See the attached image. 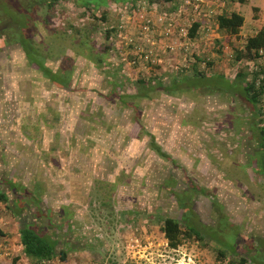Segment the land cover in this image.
<instances>
[{"label": "rangeland", "instance_id": "obj_1", "mask_svg": "<svg viewBox=\"0 0 264 264\" xmlns=\"http://www.w3.org/2000/svg\"><path fill=\"white\" fill-rule=\"evenodd\" d=\"M6 1L9 2L7 6L9 10L11 6L16 5L12 0ZM179 1L176 0L174 6L161 4L158 14L163 16L164 12H174ZM181 1L183 3L185 0ZM189 1L196 3L195 0ZM60 2L46 15L39 8L38 11L33 10L28 13L27 17L29 24L35 27L32 26L33 32L41 33V50L48 56H52L53 63L58 59L55 56L66 53L67 56L77 58L75 60V75L80 77L81 73H84L87 76L89 71L85 67L90 69V66L82 65L83 61L77 57L78 54L83 57L86 55V51L78 47L81 35L85 32L87 39L85 35H82L83 41L88 40L97 48L103 45L110 47L106 56L110 64L105 67L108 73L105 75V79L108 83L115 84V94L118 97V101L115 102L116 106H119L121 100L129 106L138 104L137 114L140 115L138 120L143 123V113L154 109L152 102L159 101L158 104L161 105L173 102L163 96V92L166 91L170 96L175 97L177 108L184 112L180 113L183 123L197 126L190 128L187 125V132H190L195 139L189 143L187 137L186 143H184L188 146L189 154L185 156L184 161L176 162L173 190H175L174 193H185V196L188 194L195 202L199 216L204 220L208 210L209 196L218 189L216 178L207 177L204 174L209 168L207 163L210 152L207 151L208 146H206L212 141L210 140L212 133L209 131L211 126L218 127L220 121H229L234 113H240V101L245 100L241 84L235 81V86L232 88L228 83L233 84L235 73L239 70H244L247 75L250 71L259 72L262 70L258 80L261 79L260 77H264V58L257 59L256 62L233 61V51L240 49L247 37L264 27V0H201L199 12L205 8L211 10V15L239 11L238 14L242 16L243 23L238 35L230 37L217 31L211 19L209 20L210 29L207 28L206 32L200 31L195 39H190L185 35L184 38L173 36L166 40L163 36L151 34L149 38L154 40L157 46L148 60L154 61L153 64L145 65L143 61L136 60L135 65L140 70L131 67L129 54L134 53V50L126 48L124 40H119L116 36L113 39L112 34L107 40L104 39V31L113 26L119 29L121 38L122 35L131 36L132 33L134 35L132 26L136 21L139 22L140 14L128 9L126 4L114 6L111 2L107 15L108 21H94L95 16L97 19L100 18L99 12L93 13L94 17H92L90 11L74 6L71 0H61ZM140 3L146 4L147 2L141 0L136 4ZM177 8L179 9V7ZM2 11L5 13L3 7H0V18ZM93 23L95 30L91 31L93 33H88ZM3 24H6V19L0 25ZM68 25L78 32L69 31ZM77 34H79V38ZM166 42L169 48L162 46ZM136 46L138 47L137 44ZM144 49L146 50L145 47ZM25 88L27 87L20 86L19 92ZM74 88H78V83ZM90 88L93 90V86ZM202 91H207L208 95H212V92L222 95L217 98V104H222L217 113L212 110L208 111L201 105L204 103L214 105L213 98L202 97L205 95ZM226 93L228 94L224 95ZM129 95L135 99L131 100ZM97 96L102 98L100 93ZM116 96H113L114 100ZM105 99L108 100L109 97L105 95ZM231 99L234 104H231ZM26 102L27 106H30V102ZM224 103L230 104L231 112H227L228 107L223 105ZM56 105L60 106L61 102ZM224 111L227 112L228 118L222 117ZM258 112L264 126V99L261 100ZM213 114L219 117L216 125L211 116ZM102 123L105 124V122ZM197 129L205 136L196 135ZM51 130L52 136H54L53 133L57 135L56 139L48 141L49 135L45 133L46 138L43 139V143L38 144L42 150L44 149V152L48 148L49 154H44L47 155L44 158L41 156L43 163H35L37 160L34 159L32 165L43 167L45 163L52 170L55 168L61 170V172L53 174L51 178L41 176L45 184L54 183L53 186H49V189L45 185L43 194L45 202L50 204L46 211L49 217H52L50 225L52 229H45L46 231L42 233L51 234L50 237L57 241L56 250L64 252L65 257L61 261L57 256L45 264H226L229 260L239 258H245V264H264V242L262 241H259L257 245L258 249L263 250L262 252L243 253L239 240L238 247L234 252L228 253L232 250L237 230L226 229V223L221 217L217 219V226L206 231L204 230L206 226H199L197 223L191 224L196 229L198 238L191 236V239L182 240L176 249L169 248L160 231L161 218L165 216L177 218L181 211L175 206L177 196H172L167 193L168 189L161 187L163 184L160 176L153 175L149 182L154 180V183L146 185L144 174H140L138 176L142 178V181L138 182L133 179L131 183L136 194H126V189L122 188L121 191L115 190L110 194L112 197L108 198L105 196L108 193L106 186L112 185V183L97 182L93 176L103 173L106 178L105 174H119L115 169V167H119V164L114 166V156L112 155L115 154V145L111 138L112 129L107 130L108 135L100 137L101 141H98L99 134H97L94 137L96 142L93 146L86 147V150L77 148L71 139L66 138L67 133L63 135L62 131L64 130L59 125L56 124ZM219 137L215 136L214 138ZM192 143L193 145H191ZM194 145H197L198 148L204 147V150H195ZM89 148L92 151L89 153L90 156H87L85 152ZM146 148L145 143L140 144L139 156L132 162L137 164L142 171H144L145 158L143 159V157ZM191 148L192 152L190 153ZM95 151L101 154L106 153L107 161L105 158L98 161L94 156L91 157ZM200 154L203 156L201 166L191 161L192 158H197L199 161ZM23 155L27 160L28 155L26 153ZM126 163L129 164V161ZM189 163H193V166ZM102 165H106L110 171H101L100 166ZM67 169L73 171V174H66ZM230 172L231 169L227 171V173ZM68 175L73 178L67 177ZM118 177L120 176L118 175ZM101 178L103 177L101 176ZM223 178L226 179V177ZM111 179L107 178V181ZM24 184L29 187L26 180ZM262 197L257 200L258 204L249 203L248 214L245 216V232L256 234L258 231L260 232L259 236H264V197ZM223 198L229 201L230 205L231 198L228 192L224 191ZM7 207L6 204L0 203V264H32L17 248L16 241L5 240L4 236H8L9 239L16 238L18 227L17 219ZM29 212H31L30 208ZM179 229L182 232L187 231L183 225H179ZM249 247L251 249V246L246 244L245 250H249ZM217 250L223 251L226 257L217 261Z\"/></svg>", "mask_w": 264, "mask_h": 264}, {"label": "flooded vegetation", "instance_id": "obj_2", "mask_svg": "<svg viewBox=\"0 0 264 264\" xmlns=\"http://www.w3.org/2000/svg\"><path fill=\"white\" fill-rule=\"evenodd\" d=\"M0 19V24L6 19V24L0 25V194L6 199L4 204L17 219L18 225L29 223L41 233L51 227L52 217H49L46 211L50 204L45 202L43 194L45 185L49 189L54 183L45 184L41 176L51 178L61 170L58 168L52 170L45 163L43 167L32 165L34 159L37 160L35 163H43V158L47 156L44 154H49L48 148L44 152L38 145L46 138L45 133L49 135L48 141L55 140L57 135L53 133L52 136L50 131L57 124L64 130L62 134L67 133L66 138L71 139L77 148L86 150V147L93 146L96 142L94 137L97 134L98 141H101L100 137L108 135L107 130L112 129L111 138L115 145V154L112 155L114 166L119 164V167H115L119 174H105L106 178L103 173L93 176L97 182L112 183L106 186L108 188L106 197L111 198L110 194L117 189L121 191L122 188L126 189V194H136L131 183L133 179L141 182L142 178L138 176L140 174H144L146 185L154 183V180L149 182L153 175L160 176L163 184L161 187L168 189L167 193L172 196H177L175 206L181 211L177 218L160 217L161 225L164 220L170 219L178 226L183 225L187 231L192 229L196 232L191 225L195 223L206 226L204 228L206 231L217 226V219L221 217L226 223V229L237 230L232 250L228 253L234 252L239 240L243 253L255 254L263 251L258 249L257 245L259 241L264 242V236H259L258 231L256 234L245 232V216L248 214L249 203L258 204L257 200L264 197V140L261 136L264 126L258 108L253 109L243 99L239 104L240 113H234L229 121H220L218 127L211 126L209 132L212 133L210 138L212 141L206 144L207 151L210 152L207 163L209 168L204 174L216 178L218 189L209 196L206 218L202 220L191 197L188 194L185 196V193H174L173 190L176 162L184 161L185 156L189 154L188 146L184 143L187 137L189 143L195 139L186 128L197 127L183 123L180 113L184 112L177 108L175 97L166 91L163 92V96L173 102L162 105L158 104L159 101L152 102L154 109L144 112V121L140 123L138 120L140 115L137 114L138 104L129 106L120 99L119 106H116L115 102L118 101L116 87L113 82L106 81L105 75L108 73L103 64L95 63L96 60H88L78 54L77 57L83 61L82 65L90 66V69L85 67L89 71L87 76L81 73L78 77L74 73L77 58L63 53L55 56L58 59L53 63L52 56L41 50L42 35L33 32L32 24L28 22V26L21 29L11 24V19L3 11ZM19 29L25 47L18 40ZM76 83L78 88H74ZM20 86L27 88L19 92ZM98 93L102 98L97 96ZM203 93L205 94L203 98H213L214 105L207 103L201 105L206 110L217 113L219 106L222 105L217 104V98L222 95H216L217 92H212V95H208L207 91ZM105 95L109 97L108 100L105 99ZM113 96H116L115 100ZM129 96L131 100L135 99ZM26 101L30 102V106H27ZM60 102L61 105L57 106L56 104ZM231 104H234L232 99ZM223 105L228 107L227 112L232 111L229 109V103ZM227 112H223V118H228ZM211 116L216 125L218 115ZM196 135L205 136L198 129ZM215 136L220 137L214 138ZM143 143L147 145L143 157L145 172L137 164L132 163L139 156V146ZM193 148L204 150V147L198 148L197 145ZM90 151L92 150L89 148L85 152L87 156H90ZM23 153L28 155L27 160ZM105 155L106 153L95 151L91 157L94 156L100 161ZM202 157L200 154L199 161L197 158H192L191 161L201 166ZM126 161H129V164ZM189 165L193 166V163ZM229 169L231 172L227 173ZM100 170L110 171L106 165L100 166ZM66 174H73V171L67 169ZM67 177L73 178L70 175ZM107 178L112 179L107 181ZM25 180L29 187L24 184ZM224 191L230 194V205L229 201L223 198ZM246 244L251 246V249L249 247V250H245ZM242 259L246 262L245 258Z\"/></svg>", "mask_w": 264, "mask_h": 264}, {"label": "trees", "instance_id": "obj_3", "mask_svg": "<svg viewBox=\"0 0 264 264\" xmlns=\"http://www.w3.org/2000/svg\"><path fill=\"white\" fill-rule=\"evenodd\" d=\"M2 1V2H1ZM16 5L11 6L10 10L7 9L8 7V1L6 0H0V7H3V10L5 11V14L11 19V23L19 26L21 29L24 28V26H28V13H31L33 10H37L41 8L45 15L48 14L49 11H51L61 0H12ZM68 1V0H65ZM73 2L74 6H77L79 8H82L86 11H90L92 14V17H94L93 13L99 12L100 18L94 17V21H104L107 22V15L109 12V4L111 2L114 4V6L126 4L128 9H132L134 5L141 0H71ZM176 0H146V4L148 7L155 8L156 13H160L158 9H160L161 4H169L174 6ZM225 1V0H223ZM23 2V3H22ZM110 2V3H109ZM61 3V2H60ZM17 4H19L17 6ZM182 4V1L180 0L178 3V6L174 8L175 13L180 5ZM177 5V4H176ZM170 7V6H169ZM173 8V7H172ZM172 13L164 12L165 15H170ZM203 16H207L208 14L203 11L201 13ZM211 15V14H210ZM208 17V19L213 20V24L215 26V29L217 31L223 32L227 36L230 37H236L239 33V29L243 23V18L240 14L235 12H229V13H220V14H214ZM48 20V18H46ZM45 23V21H42ZM202 20L198 17V19H193L190 23L189 27L187 28L186 35L190 39H195L198 35V33L201 31L199 29L201 25ZM93 26V27H92ZM91 26V30L88 31V33H93L91 31L95 30L94 23ZM72 26L68 25L67 28L69 31L77 33V30H73L71 28ZM119 30L116 27H110L108 30L104 31V39L107 40L110 34H112V38L114 39L116 33ZM19 38L18 40L22 43H24L20 29L18 31ZM80 34V33H79ZM79 34L78 38H79ZM82 35L86 36V33H82ZM81 35L80 41L78 42L79 49H83L86 51L85 58L88 60H96L95 63L103 64L104 67L109 66V62L107 61V55H108V49L110 48L108 45L100 46L99 48L95 47L91 42L88 40H82L83 36ZM23 45V44H22ZM133 45V44H132ZM132 45H128L126 48H132ZM23 47H25L23 45ZM261 52V60L264 58V27H261L259 30H257L252 36L247 37L243 45L240 49H237L233 51V61L239 62L241 60L246 61H255L260 56L258 55V52ZM135 56L131 53L129 54V60H134ZM136 64V60H134ZM256 62V61H255ZM134 63H132L131 67L136 68L137 66ZM145 65L151 64L150 61L147 63H144ZM137 70H140L139 68ZM262 73V70L259 72L250 71L249 74L244 70H239L235 73L233 84L228 83L232 86V88L235 86V81L239 82L241 84V89L243 91V95L245 97V101L254 109L258 108L259 111V105L261 103V100L264 97V85L261 83L262 79H259V75ZM250 76V77H249ZM248 77V80L246 78ZM259 82V83H258ZM261 136H263L264 140V128L262 129ZM6 199L3 197L2 194H0V203H5ZM8 208V207H7ZM161 233L163 234V237L167 243V246L171 249H176L181 243L182 240L191 239V236H194L198 238L197 233L190 229L186 232H182L179 229L178 224L170 219H166L163 221V224L160 228ZM17 233H18V239H19V245L21 247V253L24 256V258L32 264H37L40 262H48L52 259L56 258L57 256L62 261L65 257V253L61 251L56 250V242L47 234L41 233L38 231V229L34 226H32L29 223H22L18 225L17 227ZM216 260L220 261L222 258H225V254L221 250L216 251ZM226 264H245V260L242 258L239 259H233L226 262Z\"/></svg>", "mask_w": 264, "mask_h": 264}, {"label": "built area", "instance_id": "obj_4", "mask_svg": "<svg viewBox=\"0 0 264 264\" xmlns=\"http://www.w3.org/2000/svg\"><path fill=\"white\" fill-rule=\"evenodd\" d=\"M195 1L196 3H192L189 0H185L175 13H172L168 16L159 15L156 13L155 8L148 7L145 3L135 4L132 8V11L137 12L140 15L138 16L139 22L136 21V23L132 26L134 35L133 33L130 34L131 36L122 35L121 38L118 31L115 36L119 40H124L123 43L126 47L133 44L132 48L130 49L134 50V53H132V55L135 56L134 60L139 59L143 61V63L150 61V63L153 64L154 60H148V58L153 55L152 51L157 45L154 43V40L149 38V36L151 34H157L158 36H163L166 40L173 36L184 38L190 23L201 12H199L201 0ZM207 14L210 15L211 11H208ZM194 15L196 16L193 18L192 16ZM136 44L138 47H140V50H138ZM162 46L169 48L167 42L162 44ZM261 54L262 53L259 51L258 55L260 56ZM261 56L257 59H260ZM134 60H132L130 64H135ZM260 78L262 79L261 83L264 85V77ZM37 264H45V262H40Z\"/></svg>", "mask_w": 264, "mask_h": 264}, {"label": "crops", "instance_id": "obj_5", "mask_svg": "<svg viewBox=\"0 0 264 264\" xmlns=\"http://www.w3.org/2000/svg\"><path fill=\"white\" fill-rule=\"evenodd\" d=\"M208 4H209V1H208ZM207 5V4H206ZM203 11H205L206 13L208 12V11H211L209 8H205V9H203L202 10V12ZM202 12H200L195 18L196 19H198V17H200V19H202V22H201V25H200V27H199V29L201 30V32H206L208 29H210V22H209V19H208V17H209V15H207L206 17L205 16H203V15H201V13ZM239 12V11H238ZM237 11L235 12V13H238ZM202 17V18H201ZM208 28V29H207ZM5 237V240L7 239V241L8 242H11L12 240L13 241H16L18 244H17V248L18 249H21V247H20V245H19V239H18V233H17V230H16V238H11V239H9L8 238V236H4ZM20 252H21V250H20Z\"/></svg>", "mask_w": 264, "mask_h": 264}]
</instances>
